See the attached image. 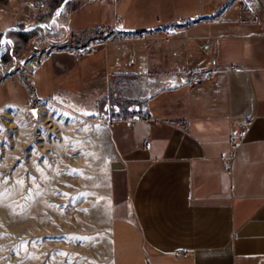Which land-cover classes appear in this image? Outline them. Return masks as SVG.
Masks as SVG:
<instances>
[{
    "label": "crops",
    "instance_id": "0c3cea01",
    "mask_svg": "<svg viewBox=\"0 0 264 264\" xmlns=\"http://www.w3.org/2000/svg\"><path fill=\"white\" fill-rule=\"evenodd\" d=\"M188 16L196 22L171 43L173 82L132 110H108L109 90L129 74H152L147 41L96 45L80 61L56 51L31 77L35 99L78 98L109 119L99 130L109 129L110 264H264V8L246 10L241 0H0L1 57L18 33L32 32L19 27L35 17L97 36L117 21L136 29ZM30 47L20 57L37 44ZM212 58L211 76L191 82ZM33 100L19 80L0 79V106ZM241 121L248 131L234 149Z\"/></svg>",
    "mask_w": 264,
    "mask_h": 264
},
{
    "label": "rangeland",
    "instance_id": "374dc122",
    "mask_svg": "<svg viewBox=\"0 0 264 264\" xmlns=\"http://www.w3.org/2000/svg\"><path fill=\"white\" fill-rule=\"evenodd\" d=\"M256 2L259 9L264 8V0ZM39 18L19 27L32 32L18 33L14 41L21 42L15 41V47L7 53L9 57L4 54L0 58L11 72L7 78L15 79L20 60L53 48L85 44L96 36L63 30L51 33L52 25L47 27L49 22H39ZM145 41L152 43L155 69L151 75L129 74L125 83L110 87L108 110H132L156 89L173 82V69L167 62L173 38L158 35ZM34 42L36 49L29 56L20 57ZM21 43L24 45L18 46ZM3 77L0 67V79ZM35 96L29 106H0V264H110L106 168L109 129L106 127L103 135L99 130L109 119L93 113V105L86 101L68 98L45 103L44 116L36 121L26 110L40 108L41 99ZM108 116L116 114L111 112ZM72 170H76L75 174L69 175ZM41 192L47 197L43 201L46 212L39 224L25 221L14 229L13 203L17 214L29 207L35 212L42 200L38 195Z\"/></svg>",
    "mask_w": 264,
    "mask_h": 264
},
{
    "label": "built area",
    "instance_id": "2783aa9c",
    "mask_svg": "<svg viewBox=\"0 0 264 264\" xmlns=\"http://www.w3.org/2000/svg\"><path fill=\"white\" fill-rule=\"evenodd\" d=\"M243 4L245 5L246 10H254L258 8L256 0H244ZM260 5L262 7L263 3L260 2ZM31 7L33 10H39V11L45 8L43 3L38 4L36 6L31 5ZM195 22H196V18H194L193 16H188V17L177 18L171 24L158 23L144 28L129 29L119 26V23L117 21L110 30L105 31L101 36H93L92 38H89V40L85 44H80L74 47L65 46L64 48H60L59 50L53 48L50 52H46V51L38 52L34 55H31L29 58L20 60V63L18 64V68L16 69L15 72L16 76H14L13 78L15 79L19 78L21 81H23V83H25V86H27L30 94L32 96H35L36 94L35 87L31 81L32 74L34 73L35 69L46 59V57L53 52L56 51L68 52L73 56L75 61H80L85 57H87L92 51L93 47L96 45H102L106 43L129 44L136 41H145L151 37H156L158 35H167L169 38H175L178 34L190 28L192 24ZM55 30L58 31V29L54 28V30H52L51 33H56ZM210 48H211L210 41L205 40L202 44V49L205 52H208L210 51ZM133 63H134V58L130 57L126 63V67L132 68ZM210 63H211V68L195 73L189 78V80L195 83L210 77L211 74L213 73V68L216 65V59L212 58ZM0 67L5 74V77H8L6 75L11 74V72L1 63H0ZM237 69L238 67H232V70H237ZM41 101L42 100L38 101L39 105ZM26 110L28 112V110H30V107L26 108ZM28 115L31 117V119H35L31 111L30 114L28 113ZM248 127H249L248 121L239 122L238 131L235 135V138L233 139L234 149H237L239 147L241 140L247 134Z\"/></svg>",
    "mask_w": 264,
    "mask_h": 264
},
{
    "label": "bare ground",
    "instance_id": "6f19581e",
    "mask_svg": "<svg viewBox=\"0 0 264 264\" xmlns=\"http://www.w3.org/2000/svg\"><path fill=\"white\" fill-rule=\"evenodd\" d=\"M45 103H47V101H41L40 103V108H39V113H38V117L36 118V121H39V119H41L42 116H44V108H46V105ZM30 114V110H28L27 114ZM40 199L41 200V203H39L36 208H37V211L35 212H32V208H28L26 210V212L24 213H19V214H13V210L15 211L16 209V203L14 204L13 203V206L11 207V224H12V227L14 229H16L17 226L20 227V225L22 223H24L26 221V223L30 224L31 223L33 224H39V222L41 221V218L44 216L45 214V206H44V203L43 202L45 200V198L47 197L46 193L45 192H41L38 194ZM18 227V228H19Z\"/></svg>",
    "mask_w": 264,
    "mask_h": 264
},
{
    "label": "water",
    "instance_id": "95a60500",
    "mask_svg": "<svg viewBox=\"0 0 264 264\" xmlns=\"http://www.w3.org/2000/svg\"><path fill=\"white\" fill-rule=\"evenodd\" d=\"M63 8H64V3L60 6V8H59V9L56 11V13L53 15L51 22H56V18H57V16L59 15V13L62 11ZM46 26H47V27H50V26H51V23L46 24ZM19 31H25V30L19 29ZM1 56H2V53H0V58H1ZM30 110H31V112H32V114H33V117H34V118H37V117H38V113H39V109H38V107H37V106H35V107H31Z\"/></svg>",
    "mask_w": 264,
    "mask_h": 264
},
{
    "label": "snow or ice",
    "instance_id": "6c2138e0",
    "mask_svg": "<svg viewBox=\"0 0 264 264\" xmlns=\"http://www.w3.org/2000/svg\"><path fill=\"white\" fill-rule=\"evenodd\" d=\"M3 36V34L2 33H0V37H2ZM75 172H76V170H72V172H70V173H68L69 175H73V174H75ZM7 181L5 180V183H6ZM18 183H20L21 185L23 184V181H18ZM64 195H67V194H64ZM50 207H52L51 205H49ZM13 214H17V213H15V211L13 210ZM61 255H64L63 253H61Z\"/></svg>",
    "mask_w": 264,
    "mask_h": 264
},
{
    "label": "trees",
    "instance_id": "16d2710c",
    "mask_svg": "<svg viewBox=\"0 0 264 264\" xmlns=\"http://www.w3.org/2000/svg\"><path fill=\"white\" fill-rule=\"evenodd\" d=\"M127 114H133L132 112H130V113H127ZM117 116V115H116Z\"/></svg>",
    "mask_w": 264,
    "mask_h": 264
}]
</instances>
